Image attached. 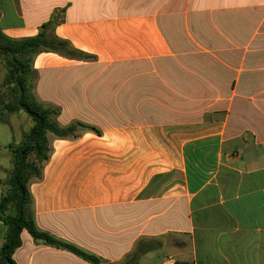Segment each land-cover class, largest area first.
<instances>
[{"label": "crops", "instance_id": "0c3cea01", "mask_svg": "<svg viewBox=\"0 0 264 264\" xmlns=\"http://www.w3.org/2000/svg\"><path fill=\"white\" fill-rule=\"evenodd\" d=\"M51 21L82 56L35 55V97L100 134H48L37 228L103 264H264V0H0L9 38ZM32 126L0 119V201ZM21 239L17 264H90Z\"/></svg>", "mask_w": 264, "mask_h": 264}, {"label": "trees", "instance_id": "16d2710c", "mask_svg": "<svg viewBox=\"0 0 264 264\" xmlns=\"http://www.w3.org/2000/svg\"><path fill=\"white\" fill-rule=\"evenodd\" d=\"M54 24L52 21L44 24L36 37L25 39L9 38L0 30V56L8 70L5 86L11 87L9 101L5 102L0 97V119L6 123L10 115L24 112L33 122L30 131L24 135L23 142L10 146L13 168L2 183L3 194L0 201V220L7 227L0 248V264H17L13 255L22 246L21 234L24 230L36 242L66 250L90 264H103L95 255L39 230L31 212L29 186L32 181L42 179L44 166L49 161L51 148L48 134L60 139L77 138L81 131L100 134L97 128L80 122L61 127L55 120L58 110L39 103L32 90L30 78L34 75L32 60L35 55L54 52L71 59L82 56L71 49L67 41L53 34L51 27ZM140 253L144 251L141 250ZM137 258L138 255L123 264H136Z\"/></svg>", "mask_w": 264, "mask_h": 264}, {"label": "rangeland", "instance_id": "374dc122", "mask_svg": "<svg viewBox=\"0 0 264 264\" xmlns=\"http://www.w3.org/2000/svg\"><path fill=\"white\" fill-rule=\"evenodd\" d=\"M8 75V70L6 68L5 65V61L3 59V57L0 56V97L3 98V100H5V102L9 101L10 97H11V87H6L5 86V81ZM34 75H31L30 81L32 84V90H33V85H34ZM180 103L177 102H170L171 107H175L178 108L182 105L179 106ZM185 107L186 110H202L203 108H205L207 106V102L204 101H198L196 103L193 102H186L185 103ZM181 108V107H180ZM1 109V108H0ZM26 130H28L29 125H26ZM25 130V132H27ZM27 134V133H26ZM23 142V139L21 140V143ZM6 181V180H5Z\"/></svg>", "mask_w": 264, "mask_h": 264}]
</instances>
